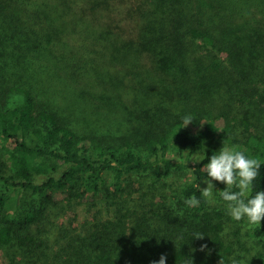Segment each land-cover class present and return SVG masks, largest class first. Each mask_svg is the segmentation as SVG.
Masks as SVG:
<instances>
[{
	"label": "trees",
	"instance_id": "16d2710c",
	"mask_svg": "<svg viewBox=\"0 0 264 264\" xmlns=\"http://www.w3.org/2000/svg\"><path fill=\"white\" fill-rule=\"evenodd\" d=\"M77 1L0 0V264H264V220L200 191L216 143L259 159L264 191V0H140L128 40Z\"/></svg>",
	"mask_w": 264,
	"mask_h": 264
},
{
	"label": "clouds",
	"instance_id": "9594fccd",
	"mask_svg": "<svg viewBox=\"0 0 264 264\" xmlns=\"http://www.w3.org/2000/svg\"><path fill=\"white\" fill-rule=\"evenodd\" d=\"M193 121L194 118L191 115L185 116L183 127H187ZM203 160L194 158L192 162L200 163ZM260 169L261 161L259 159L247 156L244 151L235 146L227 147L224 143L222 149L216 154H212L209 162L201 169L203 173L207 174L208 179L204 181L207 187L202 190L199 185L197 187L209 202L213 201V193L218 192L226 203L228 214L233 220L246 219L249 226H260L261 221L264 220V191H257L255 195H250L253 190V182L260 175ZM213 181L225 184V190L215 191ZM231 188H236L238 191H230ZM184 202L189 208L200 206V200L195 195ZM193 237L198 240L204 239V235L199 233H193ZM205 249H207V244H202L199 250L204 251ZM153 264H166V255L162 254L159 260L154 261ZM184 264H193L192 259H185ZM220 264H223L222 259ZM233 264L236 262L233 261Z\"/></svg>",
	"mask_w": 264,
	"mask_h": 264
},
{
	"label": "rangeland",
	"instance_id": "374dc122",
	"mask_svg": "<svg viewBox=\"0 0 264 264\" xmlns=\"http://www.w3.org/2000/svg\"><path fill=\"white\" fill-rule=\"evenodd\" d=\"M139 1L140 0H78L76 2L77 4H74V8L76 11L83 14L84 16L86 13V15L91 20H94V22L96 24L103 23L102 24L103 27L108 28L112 33L118 34L119 36L123 37L125 40H128V39L132 38L133 36H135L134 31L136 29L137 20L133 16L132 12H133L134 7L137 5V3ZM79 10H82V11H79ZM140 62L142 63V65L150 67L148 69H151V70L154 69V65L152 67V63L150 64L149 59L146 58V56H144L140 60ZM103 105L106 107H109L108 104H106V103H103ZM119 108H121V107H119ZM87 114L89 117H91L93 115L90 110L88 111ZM118 116H119V113L116 110V112L114 113L112 118L106 117V119H114V118H117ZM124 116H125V113H124ZM125 118H128V116ZM106 119H103V120H106ZM114 129L115 128L113 127V129H111V130L115 131ZM141 136H142V134L138 132L134 136V138H136L138 141H140ZM215 145L220 150L224 146V144L220 145L217 143ZM203 156H204V149L193 154L189 158V162L192 163L191 165H195L197 163H193L192 160L194 158L201 159ZM172 158L174 161H177V159H178L176 155L172 156ZM190 170L191 169H189V170L187 169V171H185L187 174H185V175L175 173L170 177V179L168 181L176 187H179L186 180L192 181L193 180V174ZM42 180H43L42 177H36L37 183H40ZM212 183L214 184V190L219 191L218 187L216 186L214 181ZM23 196H25V194ZM29 196L30 195L27 194L25 197L27 198ZM102 200L103 199L99 198L98 205L96 207L94 206L91 209L92 216L95 215L96 213H98V211H101L100 215H102L103 217H106L109 215V210L107 209V207L103 203H101ZM209 203L213 206L224 208L226 215L228 216L229 220L235 221L228 214L226 203L219 200L218 192L213 193V201L209 202ZM14 206H15L14 202L10 201L7 204V206L1 210V212L12 214ZM77 213H78L79 222H83L88 217L87 216L88 215L87 210L84 207H80L77 210ZM235 222L239 223L242 226V228H244L243 230H246L249 227L246 219L241 220V221H235Z\"/></svg>",
	"mask_w": 264,
	"mask_h": 264
}]
</instances>
